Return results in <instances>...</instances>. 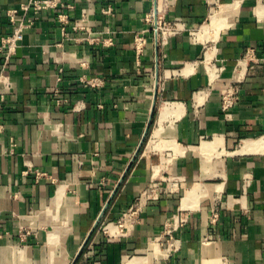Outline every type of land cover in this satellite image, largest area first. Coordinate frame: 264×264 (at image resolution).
I'll list each match as a JSON object with an SVG mask.
<instances>
[{"label": "crops", "instance_id": "0c3cea01", "mask_svg": "<svg viewBox=\"0 0 264 264\" xmlns=\"http://www.w3.org/2000/svg\"><path fill=\"white\" fill-rule=\"evenodd\" d=\"M25 1L0 0V37ZM64 2L0 52V264H46L53 225L68 264H264V0ZM152 14L184 30L157 46ZM153 184L126 234L98 233Z\"/></svg>", "mask_w": 264, "mask_h": 264}, {"label": "built area", "instance_id": "2783aa9c", "mask_svg": "<svg viewBox=\"0 0 264 264\" xmlns=\"http://www.w3.org/2000/svg\"><path fill=\"white\" fill-rule=\"evenodd\" d=\"M66 7L72 8L71 5H66L64 0H26L25 2L21 3L18 8L9 9L7 11V16L10 20V23L13 25V33L0 37V52L4 54L6 60L8 61L11 56L16 54L18 48L24 40L25 32L35 25L44 12ZM146 21L150 25L149 31L151 30L153 33L155 44L157 46L166 43L165 41L169 37L177 35L184 30V27L180 21H167L164 17L157 16L156 14L149 15ZM74 29L78 30L79 25L76 24ZM146 32L147 31H144L143 34H138L135 36L134 50L138 58L143 55L144 49L148 45ZM253 53V50L247 51L245 57L250 58V55ZM237 104V90L235 87H231L223 96V110H230ZM43 176L44 175L42 173H37L38 178H42ZM161 190V186H158L157 184L151 185L146 191H144L136 205L131 207L123 215L121 220L106 225L103 223L99 227L98 233H102L108 238H112L115 235L117 236L126 234V232L129 230V224L133 222V219L138 211H140L147 204L158 201L160 199ZM219 219V211L214 209L209 219L210 226H217ZM187 220V217L184 215H174L173 217L169 218L166 225L165 236L169 237V239H172L174 232L178 228L183 227L187 223ZM110 226L115 228L114 234L110 233ZM88 249L93 251L94 244L91 243Z\"/></svg>", "mask_w": 264, "mask_h": 264}, {"label": "bare ground", "instance_id": "6f19581e", "mask_svg": "<svg viewBox=\"0 0 264 264\" xmlns=\"http://www.w3.org/2000/svg\"><path fill=\"white\" fill-rule=\"evenodd\" d=\"M232 7H231V9L225 7L221 11L215 12L211 17L212 26H209V30L212 29V27L214 28L217 25V23H221V21H223V19H225L227 16L230 17L234 13V11L232 10L233 9ZM236 7H234V8H236ZM214 31H211V33L213 32L216 34L217 31L216 30H214ZM209 35H211V34H209ZM198 36H200V35H198ZM202 37H205V36L202 35ZM245 144L247 145L248 143L246 142ZM62 195H63L62 192H59L58 200H57L58 202L62 198ZM111 227H112L111 231L112 232H113V230L115 231V228L113 226H111ZM67 234H68V228H66V225L62 226L61 229L58 226L53 225V228L48 233V237H47V247H48L49 251H48V260H47L46 264H68L69 253L65 250L66 249L65 243H66V239H67Z\"/></svg>", "mask_w": 264, "mask_h": 264}]
</instances>
